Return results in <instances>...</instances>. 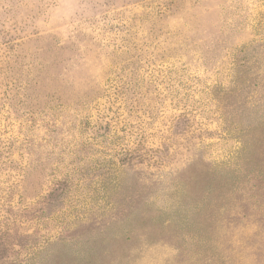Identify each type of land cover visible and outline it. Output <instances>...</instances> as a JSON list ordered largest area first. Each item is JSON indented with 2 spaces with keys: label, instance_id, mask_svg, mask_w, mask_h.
<instances>
[{
  "label": "rangeland",
  "instance_id": "1",
  "mask_svg": "<svg viewBox=\"0 0 264 264\" xmlns=\"http://www.w3.org/2000/svg\"><path fill=\"white\" fill-rule=\"evenodd\" d=\"M40 261L264 264V0H0V264Z\"/></svg>",
  "mask_w": 264,
  "mask_h": 264
},
{
  "label": "trees",
  "instance_id": "2",
  "mask_svg": "<svg viewBox=\"0 0 264 264\" xmlns=\"http://www.w3.org/2000/svg\"><path fill=\"white\" fill-rule=\"evenodd\" d=\"M186 119H187V116L181 114V115L177 118V122L184 121V120H186ZM57 185H58V190L61 191V194H66V192H67V188H68L67 181H66V180H65V181H59V182L57 183ZM79 257H80V256H79ZM79 257H78V258H79ZM63 258H64V256H63ZM59 260H60V262H63L61 259H59ZM51 263H52V264H59V262H56V261H52ZM35 264H36V263H35ZM39 264H43L42 261H40Z\"/></svg>",
  "mask_w": 264,
  "mask_h": 264
}]
</instances>
